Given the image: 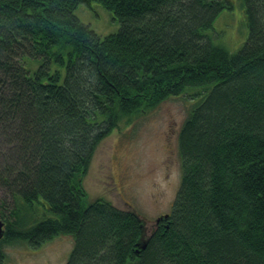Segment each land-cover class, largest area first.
I'll list each match as a JSON object with an SVG mask.
<instances>
[{"label":"trees","instance_id":"16d2710c","mask_svg":"<svg viewBox=\"0 0 264 264\" xmlns=\"http://www.w3.org/2000/svg\"><path fill=\"white\" fill-rule=\"evenodd\" d=\"M238 1L248 38L231 53L214 24L234 0H0V264L4 243L58 236L66 264H264V0ZM93 4L117 33L76 16ZM185 94L181 184L147 235L81 178L123 120Z\"/></svg>","mask_w":264,"mask_h":264},{"label":"rangeland","instance_id":"374dc122","mask_svg":"<svg viewBox=\"0 0 264 264\" xmlns=\"http://www.w3.org/2000/svg\"><path fill=\"white\" fill-rule=\"evenodd\" d=\"M234 5L231 10L225 9L214 24V43L231 53L248 38L243 5L238 0ZM75 14L102 38L120 29L111 13L99 4L80 5ZM191 98L187 94L170 98L123 120L97 147L81 178L92 200L103 198L118 209H134L144 220L147 235L161 216L170 213L181 184L179 133L192 106ZM0 138L1 164L5 146ZM2 195L0 189V200ZM73 248L74 239L69 236L55 237L38 248L23 242L3 245L5 264H66Z\"/></svg>","mask_w":264,"mask_h":264},{"label":"water","instance_id":"95a60500","mask_svg":"<svg viewBox=\"0 0 264 264\" xmlns=\"http://www.w3.org/2000/svg\"><path fill=\"white\" fill-rule=\"evenodd\" d=\"M169 216L168 215H165L163 217H160L156 223H158L159 221H161L162 219H167ZM4 221L0 219V240L3 238L4 236ZM145 247V245L143 246V248Z\"/></svg>","mask_w":264,"mask_h":264}]
</instances>
